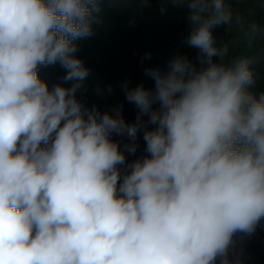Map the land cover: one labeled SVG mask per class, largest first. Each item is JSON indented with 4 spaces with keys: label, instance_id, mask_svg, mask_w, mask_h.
<instances>
[{
    "label": "clouds",
    "instance_id": "clouds-1",
    "mask_svg": "<svg viewBox=\"0 0 264 264\" xmlns=\"http://www.w3.org/2000/svg\"><path fill=\"white\" fill-rule=\"evenodd\" d=\"M102 3L0 0V264H244L264 228V49L217 43L215 28L243 24L231 0H159L162 14L186 8L196 61L177 52L145 68L152 88L122 85L128 123L123 105L83 99L90 69L74 41L94 35ZM245 34L264 40V24ZM56 64L65 74L49 87L39 69ZM139 133L129 163L113 137L135 155Z\"/></svg>",
    "mask_w": 264,
    "mask_h": 264
},
{
    "label": "trees",
    "instance_id": "trees-1",
    "mask_svg": "<svg viewBox=\"0 0 264 264\" xmlns=\"http://www.w3.org/2000/svg\"><path fill=\"white\" fill-rule=\"evenodd\" d=\"M232 7L237 10L243 20V28L239 36L243 39L238 48L232 41L229 27L220 26L213 30L217 43L231 42V55L257 56L264 49V40L249 39L246 36L248 25L252 22L264 24V0H231ZM159 0H153L150 7L142 6L140 0H103L101 4V23L93 25L94 35L74 41L79 45L78 57L82 58L85 66L90 69V75L85 81L87 91L83 99L89 105L96 104L101 111L123 105L122 115L128 123L135 122L137 109L125 98L122 87L125 83L133 88L143 82L146 88H152L154 81L145 75V68H166L167 61L177 52L187 55L194 62L198 50L182 43L189 25L186 18V8H180L179 17L169 22L161 30L155 48H153L152 33L154 22L157 20L154 11L160 7ZM178 20V21H176ZM159 50H156V48ZM146 53H151L150 59H143ZM218 60V57L214 58ZM257 73L256 90L264 89V59L255 66ZM64 70L58 65L41 66L39 77L47 82L49 87L60 82ZM99 87L102 94H97ZM112 92H108V88ZM154 107H156L154 105ZM120 142L130 163L144 151L142 133L138 134L139 148L135 155L129 154L124 146L131 141L127 136H114ZM264 228L258 227L256 232L246 240L250 243L263 236Z\"/></svg>",
    "mask_w": 264,
    "mask_h": 264
},
{
    "label": "rangeland",
    "instance_id": "rangeland-1",
    "mask_svg": "<svg viewBox=\"0 0 264 264\" xmlns=\"http://www.w3.org/2000/svg\"><path fill=\"white\" fill-rule=\"evenodd\" d=\"M168 6V5H165ZM160 7L154 11V15H156L157 20L154 22V29L152 33V41H153V48L156 46L157 38L161 32V30L164 29V27L171 21H174L179 17V14L181 11H179L180 8L178 7H171L169 6L167 8L166 13H161L159 11ZM234 14H238L237 10H234ZM178 21V20H176ZM179 22V21H178ZM243 28L242 25L233 24L231 27H229V33L232 36V41L236 48L239 46L240 39L243 40L241 36H239V32ZM156 50H159L157 47ZM146 119V117H145ZM134 123V122H133ZM244 264H264V233L263 236L250 243L247 240L244 242Z\"/></svg>",
    "mask_w": 264,
    "mask_h": 264
}]
</instances>
